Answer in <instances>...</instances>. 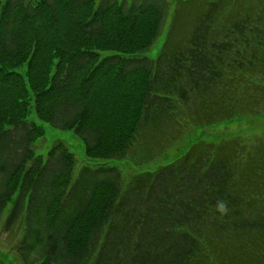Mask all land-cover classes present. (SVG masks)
Returning <instances> with one entry per match:
<instances>
[{
    "label": "trees",
    "instance_id": "obj_1",
    "mask_svg": "<svg viewBox=\"0 0 264 264\" xmlns=\"http://www.w3.org/2000/svg\"><path fill=\"white\" fill-rule=\"evenodd\" d=\"M175 3L0 0V223L22 229L21 264H264V134L200 140L126 184L110 164L264 112V0ZM32 113L103 163L74 178L61 140L37 154Z\"/></svg>",
    "mask_w": 264,
    "mask_h": 264
},
{
    "label": "rangeland",
    "instance_id": "obj_2",
    "mask_svg": "<svg viewBox=\"0 0 264 264\" xmlns=\"http://www.w3.org/2000/svg\"><path fill=\"white\" fill-rule=\"evenodd\" d=\"M170 1L172 2V9L175 8L176 0ZM170 21L171 20L168 19L163 33L148 53L150 57H157L168 32ZM22 70L24 71L25 67ZM31 120H35L34 114L31 115ZM35 121L38 122V120ZM38 123L42 126L44 135L35 142L34 148L36 153L42 155L44 158H47L48 152L54 143L58 140H61L67 145V147L74 153L76 157L77 165L74 178H77L80 169L84 166L103 163L99 161H92L87 157L84 142L74 132V130L60 129L45 122ZM263 134L264 112L258 115H239L233 119L218 122L212 125L191 127L186 133L182 134V136L177 137L162 154L149 162L136 164L133 161L134 159L128 156L121 161L110 162V164L120 169L123 175L124 184H126L140 171L155 170L162 165L172 163L179 156L190 149L194 143L200 140L215 143H219L234 137H242L247 140H253L262 136ZM161 142L162 139L159 138L158 145L155 139H153V141H151V146L160 148ZM139 155H141L140 151H138L136 157ZM1 229L2 223H0V264H21L19 256L16 253L15 245L19 239V235H21L22 229L20 227H16L12 232L8 233H2Z\"/></svg>",
    "mask_w": 264,
    "mask_h": 264
}]
</instances>
